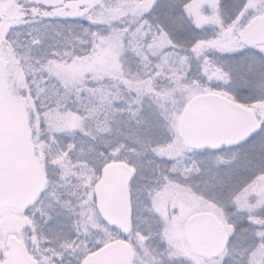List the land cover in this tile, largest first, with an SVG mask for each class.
<instances>
[{
    "label": "snow or ice",
    "instance_id": "snow-or-ice-1",
    "mask_svg": "<svg viewBox=\"0 0 264 264\" xmlns=\"http://www.w3.org/2000/svg\"><path fill=\"white\" fill-rule=\"evenodd\" d=\"M0 264H264V0H0Z\"/></svg>",
    "mask_w": 264,
    "mask_h": 264
}]
</instances>
